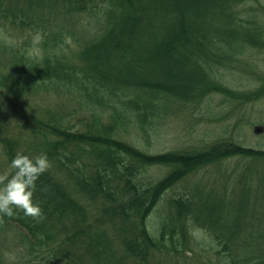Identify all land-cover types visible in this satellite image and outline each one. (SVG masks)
I'll return each mask as SVG.
<instances>
[{"label":"trees","instance_id":"16d2710c","mask_svg":"<svg viewBox=\"0 0 264 264\" xmlns=\"http://www.w3.org/2000/svg\"><path fill=\"white\" fill-rule=\"evenodd\" d=\"M0 30L15 42L0 40L5 162L10 173L17 152L46 153L51 164L33 197L42 220L19 210L0 214L1 238L9 235L17 259L8 262L7 255L1 264H206L195 248L199 230L213 243L209 264H264L259 170L257 187L234 204L206 180L170 200L157 236L148 226L165 193L188 175L236 156L264 164V149L222 139L201 149L149 152L120 131L131 122L137 141H149L172 107L216 93L250 102L263 97L259 67L252 77L237 75L248 84L260 75L262 83L247 92L219 74H232L244 49L264 48V0H0ZM37 31L41 54L29 50ZM51 88L72 93L78 104L37 111L33 96H49ZM24 102L31 112L21 110ZM153 167L171 169L154 181Z\"/></svg>","mask_w":264,"mask_h":264},{"label":"rangeland","instance_id":"374dc122","mask_svg":"<svg viewBox=\"0 0 264 264\" xmlns=\"http://www.w3.org/2000/svg\"><path fill=\"white\" fill-rule=\"evenodd\" d=\"M41 52L40 48L39 54ZM237 61L234 64L235 67H231L233 73H225L226 69L222 68L219 79L224 78V82L236 91L247 92L253 90L256 86L258 87L262 83L259 74L255 73L259 76L256 80L257 83L249 82V84L248 78H244L242 75L248 76L247 73L255 70L253 68L257 67H259L257 68L258 73L264 72V48L262 50L253 49L248 53L246 48L242 54L238 55ZM239 74L242 75L238 77L237 75ZM251 74L254 75V73H249L250 76ZM43 93L44 97L35 95L32 98L38 105L36 107L37 111L48 106H60L68 111L78 104L77 97L69 92L57 91L51 88V95L47 96L49 91ZM208 97L201 104L192 103L188 107L181 109H179L180 106L172 107L158 135L150 137L149 141H147L148 138H143L140 142L137 141L136 136L139 133V129L135 124L130 125L129 123L131 122L128 123L127 128L120 129L121 138L131 141L149 152H162L171 149H201L207 144L222 139L232 140L249 147L264 149V96L254 102L245 99L227 98V96L220 93ZM33 100H29V102L32 103ZM25 109H27L26 113L31 112L30 106L24 102L21 104V110ZM78 114H81L79 108L75 112L76 116L74 117H77ZM105 116V119L109 121L110 114L108 111L105 112ZM1 169L9 172L8 164L5 162L4 154L0 148V172ZM170 169V167H153L148 172V175L156 181L165 176ZM257 170L263 174L264 164H255L254 161L252 162L247 157L236 156L188 175L165 193L159 206L149 217L148 226L151 232L156 236L158 235V227L162 218L161 214L168 213V203L175 196L178 197V194L184 192L189 194L194 190L195 186H200L204 182L206 183V180H211L213 183L216 181L214 188H217L220 191L221 197L228 204L231 202L230 205H232L236 202L235 200L240 193L242 195L244 192H247V187H257L256 185L260 179V173ZM247 178L252 182L249 181L247 183ZM213 183L208 186L213 187ZM252 195L257 202L258 198L255 196V192ZM195 233H197V241L199 243L198 247H195L197 253L202 254V256L204 254L205 263L209 264V258L213 255L212 240L208 237L207 233L201 230ZM11 236L13 237L15 234H11ZM3 238L2 240L0 235V253H4V255L0 254V260L5 262L8 255V262H16L15 254L8 251L9 245L7 241L9 235L4 233ZM205 249L207 250L204 251ZM176 260H179L178 264H182L179 258ZM1 261L0 264L2 263ZM190 261L192 260L190 259ZM196 263L197 260L193 262V264ZM19 264H22L21 261Z\"/></svg>","mask_w":264,"mask_h":264},{"label":"clouds","instance_id":"9594fccd","mask_svg":"<svg viewBox=\"0 0 264 264\" xmlns=\"http://www.w3.org/2000/svg\"><path fill=\"white\" fill-rule=\"evenodd\" d=\"M43 38V34L39 31L31 34V52L39 54V46L42 44ZM0 40H3L6 45L15 43L2 30H0ZM50 167L51 164L46 153L30 156L23 152H17L10 163L12 172L0 173V214L13 217L14 210H19L24 216L38 221L42 220V207L34 201L33 197L36 191V181Z\"/></svg>","mask_w":264,"mask_h":264}]
</instances>
